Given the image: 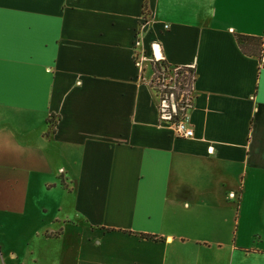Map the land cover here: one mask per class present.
I'll return each mask as SVG.
<instances>
[{"label":"crops","instance_id":"0c3cea01","mask_svg":"<svg viewBox=\"0 0 264 264\" xmlns=\"http://www.w3.org/2000/svg\"><path fill=\"white\" fill-rule=\"evenodd\" d=\"M0 264H264V0H0Z\"/></svg>","mask_w":264,"mask_h":264},{"label":"built area","instance_id":"2783aa9c","mask_svg":"<svg viewBox=\"0 0 264 264\" xmlns=\"http://www.w3.org/2000/svg\"><path fill=\"white\" fill-rule=\"evenodd\" d=\"M150 60L155 62L161 60L156 46L152 49V57ZM137 65H139V63H137ZM167 75H165V78H163L161 82H158L153 87L158 99L157 107L159 123L170 126L174 135L178 138H192L193 131L190 128L188 116V112L191 108V98L190 96H187L185 99H176L174 94L170 92L174 87L173 77L168 78L166 77Z\"/></svg>","mask_w":264,"mask_h":264},{"label":"trees","instance_id":"16d2710c","mask_svg":"<svg viewBox=\"0 0 264 264\" xmlns=\"http://www.w3.org/2000/svg\"><path fill=\"white\" fill-rule=\"evenodd\" d=\"M144 11H146V8L144 7ZM146 19V17H144ZM239 43L242 44L243 42H255L256 40L251 38H245L240 37ZM150 69L153 73V77L151 79V84H153V87L158 82H161L163 78L166 77H173V88L170 90L175 96L176 99H185L187 96H190L191 98V85L192 81L194 79L193 71L190 68L185 67H176V66H170L164 61H158L155 62L153 60L150 61ZM175 70V71H174ZM172 81V80H171ZM52 117L50 118V120ZM47 125L51 126L53 125L51 121H47Z\"/></svg>","mask_w":264,"mask_h":264},{"label":"rangeland","instance_id":"374dc122","mask_svg":"<svg viewBox=\"0 0 264 264\" xmlns=\"http://www.w3.org/2000/svg\"><path fill=\"white\" fill-rule=\"evenodd\" d=\"M189 95H191V94H189Z\"/></svg>","mask_w":264,"mask_h":264}]
</instances>
